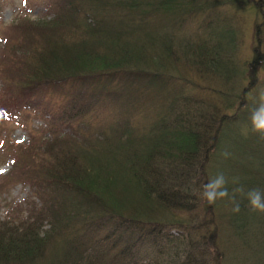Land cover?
Returning a JSON list of instances; mask_svg holds the SVG:
<instances>
[{"label":"trees","instance_id":"trees-1","mask_svg":"<svg viewBox=\"0 0 264 264\" xmlns=\"http://www.w3.org/2000/svg\"><path fill=\"white\" fill-rule=\"evenodd\" d=\"M49 7L0 33V193L22 184L37 200L0 222V264H229L217 244L230 202L200 192L220 172L264 190L249 121L264 91V0ZM245 12L246 45L234 25ZM12 124L25 141L8 138ZM228 216L264 240L246 199Z\"/></svg>","mask_w":264,"mask_h":264},{"label":"rangeland","instance_id":"rangeland-1","mask_svg":"<svg viewBox=\"0 0 264 264\" xmlns=\"http://www.w3.org/2000/svg\"><path fill=\"white\" fill-rule=\"evenodd\" d=\"M49 2L50 0H0V33L8 24L24 16L31 18L51 16L52 12L49 7ZM252 18V14L245 12L244 20L234 24L238 31L242 30L243 43L245 45L251 40ZM181 38L188 37L187 35H183ZM40 124H42V121L39 119L29 121L31 127H36ZM6 133L8 138L18 142L27 139L26 130L19 124L9 126ZM9 167L10 160L8 158L0 159V177ZM228 176H232V172ZM31 201L34 204L37 203V200L32 197L31 190L27 185H10L8 189L0 193V222L26 216L27 208L31 206V203L29 206L28 203ZM232 207V204L229 203L222 206L219 210L224 215L218 229L222 239H218V244L217 241L214 243L221 247L225 259L229 264H264V240L260 239L257 235L259 228L252 223H246L245 228L236 227L240 222L239 219L230 221L231 217L228 216ZM172 232L176 234V231ZM173 251L174 249L170 248V252Z\"/></svg>","mask_w":264,"mask_h":264},{"label":"clouds","instance_id":"clouds-1","mask_svg":"<svg viewBox=\"0 0 264 264\" xmlns=\"http://www.w3.org/2000/svg\"><path fill=\"white\" fill-rule=\"evenodd\" d=\"M249 121L252 132L264 140V91L259 93L258 103L251 111ZM222 155L227 158L230 153L224 152ZM229 183L233 185L231 191L228 187ZM200 197L208 204H215L218 200H228L233 206L232 211L234 213L240 211L241 199H246L251 211L264 213V190L259 188L246 189L238 177L229 180L222 172L217 173L203 185Z\"/></svg>","mask_w":264,"mask_h":264}]
</instances>
